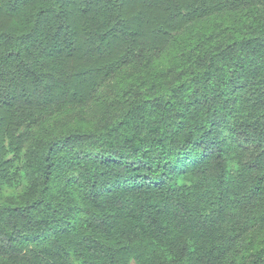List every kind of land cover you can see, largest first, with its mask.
Masks as SVG:
<instances>
[{
	"label": "trees",
	"instance_id": "16d2710c",
	"mask_svg": "<svg viewBox=\"0 0 264 264\" xmlns=\"http://www.w3.org/2000/svg\"><path fill=\"white\" fill-rule=\"evenodd\" d=\"M0 264H264V0H0Z\"/></svg>",
	"mask_w": 264,
	"mask_h": 264
}]
</instances>
